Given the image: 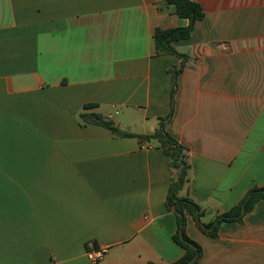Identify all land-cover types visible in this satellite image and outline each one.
I'll return each mask as SVG.
<instances>
[{
    "label": "crops",
    "instance_id": "obj_1",
    "mask_svg": "<svg viewBox=\"0 0 264 264\" xmlns=\"http://www.w3.org/2000/svg\"><path fill=\"white\" fill-rule=\"evenodd\" d=\"M205 17L186 56L155 32L185 28L164 0H0V264H173L176 177L156 142L83 126L166 131L188 152L192 199L214 220L264 187V0H191ZM148 148H142V144ZM198 264H264V201L212 238L186 214Z\"/></svg>",
    "mask_w": 264,
    "mask_h": 264
},
{
    "label": "trees",
    "instance_id": "obj_2",
    "mask_svg": "<svg viewBox=\"0 0 264 264\" xmlns=\"http://www.w3.org/2000/svg\"><path fill=\"white\" fill-rule=\"evenodd\" d=\"M168 5L175 7V12L180 18L188 19L189 24L185 28L174 29H157L155 32V45L157 55H174L180 58H186L177 52L174 43L188 40L194 31L195 24L205 17L202 7L191 0H164ZM98 107L95 104H86L83 113L80 114V121L83 126L88 124L98 125L108 128L118 136L125 138H138L146 142H156L170 158V165L176 172V177L169 186L165 206L169 211H175L177 217V231L173 238L176 243L184 248L185 253L181 259L173 264H198L202 257L201 246L190 239L186 234V214H191L200 230L215 238L218 236V230L221 224L227 222H242L245 215L254 210L255 206L264 201V187L253 188L245 198L229 211L217 215L213 221L203 223L201 218L204 215L203 210L190 198L180 196V191L189 183L190 164L188 161L187 149L179 144L166 131L167 118L159 121L158 128L150 135H135L132 133L122 132L108 118L98 113H88L87 111ZM98 248V247H96ZM152 264V263H151Z\"/></svg>",
    "mask_w": 264,
    "mask_h": 264
},
{
    "label": "built area",
    "instance_id": "obj_3",
    "mask_svg": "<svg viewBox=\"0 0 264 264\" xmlns=\"http://www.w3.org/2000/svg\"><path fill=\"white\" fill-rule=\"evenodd\" d=\"M149 145L144 143L142 144V148H148ZM106 248L105 247H99L95 250H90L88 252L89 258L92 261L93 264H98L100 262V260H102L105 252H106Z\"/></svg>",
    "mask_w": 264,
    "mask_h": 264
}]
</instances>
